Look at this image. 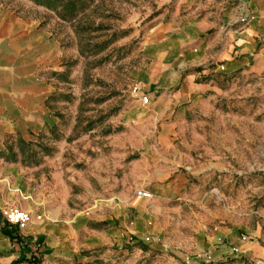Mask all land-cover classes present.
<instances>
[{
	"label": "rangeland",
	"instance_id": "1",
	"mask_svg": "<svg viewBox=\"0 0 264 264\" xmlns=\"http://www.w3.org/2000/svg\"><path fill=\"white\" fill-rule=\"evenodd\" d=\"M232 1L93 0L64 21L17 0L59 46L37 157L68 143L39 172H64L72 210L21 259L0 237V264H264V37L217 60ZM25 211L12 225L43 227Z\"/></svg>",
	"mask_w": 264,
	"mask_h": 264
},
{
	"label": "crops",
	"instance_id": "2",
	"mask_svg": "<svg viewBox=\"0 0 264 264\" xmlns=\"http://www.w3.org/2000/svg\"><path fill=\"white\" fill-rule=\"evenodd\" d=\"M223 17L227 21L223 29L228 31L218 61L229 65L238 53H262L264 0H233ZM59 58L55 37L41 21L18 6L17 0H0V210L20 207L45 222L40 229L19 231L21 242L0 234L16 248L19 259L26 254L28 242L42 239L41 231L66 220L72 210L64 172L51 174V181L39 172L53 165L59 170L60 153L68 143L56 145L59 155L37 157L45 149L44 135L54 132L57 122L50 104L59 101L51 77Z\"/></svg>",
	"mask_w": 264,
	"mask_h": 264
},
{
	"label": "trees",
	"instance_id": "3",
	"mask_svg": "<svg viewBox=\"0 0 264 264\" xmlns=\"http://www.w3.org/2000/svg\"><path fill=\"white\" fill-rule=\"evenodd\" d=\"M38 5L44 6L49 10H52L58 14L60 19L64 21L73 20L80 11L87 8L93 0H31ZM108 41L96 43L92 45L91 49H101L105 47ZM0 234L9 237L11 240L21 242L18 227L10 224L3 217L0 211Z\"/></svg>",
	"mask_w": 264,
	"mask_h": 264
},
{
	"label": "built area",
	"instance_id": "4",
	"mask_svg": "<svg viewBox=\"0 0 264 264\" xmlns=\"http://www.w3.org/2000/svg\"><path fill=\"white\" fill-rule=\"evenodd\" d=\"M138 89V87H137ZM145 103L148 102V98L145 97L144 99ZM149 198L151 197L150 192L147 191H139L136 196L135 199L139 200L142 198ZM5 215L7 220L14 225H17L21 228H25L26 226H28L30 224L31 221V214L25 210H22L20 208H8L5 210ZM40 217V216H38Z\"/></svg>",
	"mask_w": 264,
	"mask_h": 264
}]
</instances>
